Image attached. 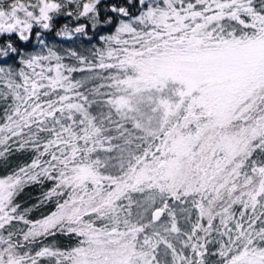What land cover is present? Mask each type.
Masks as SVG:
<instances>
[{"label":"snow or ice","instance_id":"6c2138e0","mask_svg":"<svg viewBox=\"0 0 264 264\" xmlns=\"http://www.w3.org/2000/svg\"><path fill=\"white\" fill-rule=\"evenodd\" d=\"M133 2L0 0V264H264V0Z\"/></svg>","mask_w":264,"mask_h":264},{"label":"trees","instance_id":"16d2710c","mask_svg":"<svg viewBox=\"0 0 264 264\" xmlns=\"http://www.w3.org/2000/svg\"><path fill=\"white\" fill-rule=\"evenodd\" d=\"M112 2V0H102V3L100 5L101 9V17L110 16L113 15L110 11L107 10V6ZM133 11L136 10V3L135 0L133 4L128 5ZM69 18L67 17H60L58 18V26L63 25L65 23H68ZM108 30V26L100 25L98 26L97 30H92L91 27L87 29L88 35H81L76 34L73 36L71 40H67L61 36H57L55 34V31H52L51 33H44L40 36L33 37L31 39V43L27 42H21L25 45L24 48L21 49V52L27 50L29 52H35L39 51L41 48L45 46H49L52 44H59L61 50L63 49H73L76 50L80 55L89 56V59H91V56L89 54V49L92 45H98L99 43V36L106 32ZM14 35V34H13ZM21 58V53H11L9 52L6 56H0V64L3 65H12L15 64L17 67L19 66V60ZM85 73H77L75 74L77 77L81 75H86ZM0 116H2V113H0ZM0 122H2V119H0ZM28 162V156L27 154H21V153H14L13 155L9 156L8 159L0 160V175H4L12 171L14 168H16L18 165H22L24 163ZM50 185L45 184L43 188H41L40 185H31L28 187H25L24 191L19 194V196L16 198V202L21 205V211H23L24 208H31L34 205H38L40 203V200L43 196V192L47 190V188ZM53 208L52 205H44L38 208H34L32 213L29 215L30 219H37L40 218L43 215L48 214L49 211H51ZM57 242L61 246H69L70 241L64 238H57Z\"/></svg>","mask_w":264,"mask_h":264}]
</instances>
